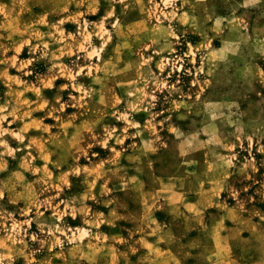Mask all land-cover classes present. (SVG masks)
<instances>
[{"label":"rangeland","instance_id":"374dc122","mask_svg":"<svg viewBox=\"0 0 264 264\" xmlns=\"http://www.w3.org/2000/svg\"><path fill=\"white\" fill-rule=\"evenodd\" d=\"M0 264H264V0H0Z\"/></svg>","mask_w":264,"mask_h":264}]
</instances>
